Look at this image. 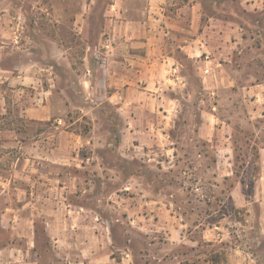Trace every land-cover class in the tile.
<instances>
[{
  "label": "crops",
  "instance_id": "crops-1",
  "mask_svg": "<svg viewBox=\"0 0 264 264\" xmlns=\"http://www.w3.org/2000/svg\"><path fill=\"white\" fill-rule=\"evenodd\" d=\"M52 7L55 11L57 3ZM0 8V149L4 151L11 142L8 136L21 134L22 128L14 119L47 121L53 117L54 109L52 88L40 84L34 64L8 61L9 54L19 55V50L23 51L21 20L17 16L22 11L21 0H0ZM249 15L258 19L252 20ZM54 19L61 21L56 16ZM99 20L100 41L105 34L108 37L104 42L107 45L104 69L96 71L99 77L102 75L104 86L111 90L107 98L118 118L125 120V126L118 129L117 149L147 165L152 164V151L175 154L177 146L173 135L177 119L181 117L179 107L185 99L193 98L195 79H200L203 89L236 85L232 73L238 70L234 55L243 52L253 40L257 46L258 41L263 45L264 40V0H111ZM88 82L93 88L97 85L94 76L89 77ZM258 85L263 84L257 82L255 86ZM20 89L28 94L12 97L7 93ZM11 102L17 105L15 112L10 111ZM37 131L30 143L15 141L20 147L26 146L31 157H36L37 164L41 151L46 159L54 161L60 152L70 156L74 150L76 153L71 158L77 160V144L68 143L71 131H59L52 144L42 142ZM196 132L201 138L214 136L208 120H203ZM84 140L83 147L88 139ZM81 149L84 150L82 146ZM94 155L96 160L88 154L81 155L77 164L83 167L80 172L98 165L117 170L118 166L108 165L100 155ZM261 158L264 165V156ZM114 174L117 172L103 178L113 179ZM91 175L94 174L89 173ZM74 176L77 184L91 181L86 171L83 176L78 173ZM143 178L131 171L124 185L125 192L112 191L106 195L111 208L101 197L91 203L88 186L80 184V192L75 194L49 187L41 196L47 204L42 208L25 206L29 202L33 205L40 196L31 192L30 201L16 210L15 223L10 225L14 227L15 234L11 233L16 242L2 246L0 263H8L13 251L16 264H43L40 240L44 236L55 258L50 264H139L130 245L131 239L124 245L120 241L116 226L125 221L130 231L137 230L151 238L148 245L157 243L155 239L164 244V248L154 252L145 246L141 254L145 262V258H149L148 263L153 264H217L206 254H173L175 246L187 243V222L172 199L175 194L139 189ZM257 182L255 201L264 229V173L257 177ZM231 197L238 206L250 203L244 193L238 192L237 185L231 190ZM207 228L203 238L215 241L219 235L214 229L219 226ZM191 241L195 247L196 240ZM229 250L225 258L227 264H252L255 260L241 245H231Z\"/></svg>",
  "mask_w": 264,
  "mask_h": 264
},
{
  "label": "rangeland",
  "instance_id": "rangeland-1",
  "mask_svg": "<svg viewBox=\"0 0 264 264\" xmlns=\"http://www.w3.org/2000/svg\"><path fill=\"white\" fill-rule=\"evenodd\" d=\"M110 2L21 0L22 11L17 16L21 20L23 51L19 50V55L9 54L8 61L34 64V73L40 84L52 88L54 112L47 121L14 119L22 128L21 134L9 135L8 147L4 151L0 149V249L3 245L15 244L16 237L12 235L15 230L10 225L15 223L17 208L30 201L31 192L40 193V196L33 205L29 202L25 206L42 208L47 204L41 196L49 187L50 190L75 194L80 192V184L88 186L87 196L91 203L101 197L111 208L106 195L112 191L125 192L127 177L135 171L145 177L138 184L139 189L175 194L172 199L179 206V213L188 227L187 243L175 246L174 255L206 254L217 264H227L225 258L230 246L241 245L255 257L252 264H264L263 221L258 219V202L255 201L259 187L257 177L264 173L261 158L264 156V150H261L264 148V40L263 45L258 41V46L253 40L243 52L234 55L233 61L238 67L232 72L236 85L203 89L200 79H195L193 98L185 99L179 107L181 117L177 119L173 135L177 146L175 154L152 151V164L147 165L118 151V129L125 126V120L118 118L107 98L111 90L104 86L102 75L99 77L96 71L97 68L101 72L104 69L100 57L106 56L104 42L108 36L105 34L100 41L99 19ZM54 3H57L55 11L52 10ZM55 16L61 21H56ZM249 17L258 19L255 15ZM183 61L190 65L185 57ZM92 76L97 81L95 88L88 82ZM257 82L263 85L255 86ZM7 93L12 97L28 94L23 89L8 90ZM15 106L16 103H10L11 112L18 109ZM203 120H208L210 131L214 132V136L208 137L210 140L197 135V128ZM64 129L71 131L68 143L77 144L75 148L79 157L75 161L71 158L76 153L74 150L70 156L60 152L54 161L46 159L41 151L37 164L36 157H31L26 146L15 144L18 140L20 144L30 143L37 130V137L42 142L52 144L59 131ZM86 138L88 141L83 147ZM81 146L84 150H79ZM94 153L108 165L119 168L115 171H111L110 166L86 168V176L91 181L75 183L74 175L83 176L85 172H80L83 167L77 165L81 155L88 154L96 160ZM113 172H117L113 179L104 180V175L110 176ZM89 173L94 175L89 176ZM236 185L238 192L244 193L250 202L248 205L235 204L231 190ZM209 225L219 226L214 229L216 232L212 230L219 235L215 241L203 238ZM116 227L122 245L131 239L130 245L139 264H153L148 263L149 258H145L146 262L142 259L145 246L152 252L164 248L159 239H155L157 243L154 245H148L151 238L137 230L130 231L125 221ZM191 240H196L195 247H192ZM40 251L43 264H50L54 257L44 236L40 240ZM1 259L0 256V262ZM9 260L0 264H16L13 251Z\"/></svg>",
  "mask_w": 264,
  "mask_h": 264
},
{
  "label": "built area",
  "instance_id": "built-area-1",
  "mask_svg": "<svg viewBox=\"0 0 264 264\" xmlns=\"http://www.w3.org/2000/svg\"><path fill=\"white\" fill-rule=\"evenodd\" d=\"M100 59L102 60V65H103L105 63V57L104 56H101Z\"/></svg>",
  "mask_w": 264,
  "mask_h": 264
}]
</instances>
